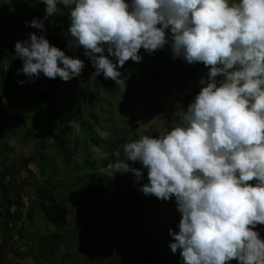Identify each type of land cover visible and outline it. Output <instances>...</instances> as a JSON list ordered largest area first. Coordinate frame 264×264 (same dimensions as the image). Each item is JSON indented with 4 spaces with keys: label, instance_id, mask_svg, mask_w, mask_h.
<instances>
[{
    "label": "clouds",
    "instance_id": "obj_1",
    "mask_svg": "<svg viewBox=\"0 0 264 264\" xmlns=\"http://www.w3.org/2000/svg\"><path fill=\"white\" fill-rule=\"evenodd\" d=\"M45 17L69 9L66 47L82 48L105 80L124 85L119 69L166 45L175 61L203 64L206 78L175 127L141 135L111 165L147 183L138 189L175 200L178 231L169 230L180 264H264V0H42ZM44 20L25 25L45 32ZM17 75L70 82L85 63L29 33L15 44ZM115 61V62H114ZM20 85L26 81H18ZM143 127L141 121H137ZM119 157L120 153H115ZM131 162V163H130ZM141 164V168L133 164Z\"/></svg>",
    "mask_w": 264,
    "mask_h": 264
},
{
    "label": "trees",
    "instance_id": "obj_2",
    "mask_svg": "<svg viewBox=\"0 0 264 264\" xmlns=\"http://www.w3.org/2000/svg\"><path fill=\"white\" fill-rule=\"evenodd\" d=\"M45 7L42 0H0V22L7 27L4 37L10 45H4L0 36V136L6 134L12 119L10 109L14 106L24 109L28 117H33L32 127H21L22 140L25 144L37 145V165L47 183L37 190L41 193L38 212L53 230L50 234L35 235L31 239L32 258L37 264H71L72 261L68 263L71 257L68 252L59 262L60 251L80 239L93 245L98 254L95 258L84 255L83 264H180L179 251L173 254L169 247L172 241L169 230L178 231V212L170 201L161 202L138 190L143 183H147L145 173L143 181H137L132 173H128L130 177L127 179L133 182L130 195L138 219L129 221L124 215L125 221L118 219L122 210L118 204H123L120 198L123 176L111 165L125 159L123 146L132 140L126 129L115 131L100 119L98 111L104 109L108 98L118 92L122 97L120 106L132 120L138 116L146 117L147 105L157 113L172 111L178 103L184 104L187 109L201 90L200 77L194 76L208 69L200 63L190 68L183 59L174 61L171 48L166 45L155 55H147L141 49L142 62L128 61L124 68L119 69L128 77L126 87L117 86L110 79L105 80L102 74L98 76L100 99L89 93L84 97L76 96L82 84L79 77L63 82L59 77L51 80L41 74L35 81L26 77L27 83L20 86V75H15L13 69H21L23 62L14 57L10 47L13 49L17 42L28 40L29 33L44 35L52 46L73 57L66 47L69 9L60 6V13L44 20ZM34 18L44 20L45 32L25 25V21L30 23ZM57 32L59 34L54 36L47 34ZM81 60L91 63L84 55ZM163 60L169 64L165 73ZM138 105L144 106V109H139ZM171 116L178 122L179 118L174 113ZM103 126L106 128L103 129ZM100 132H104L105 136ZM92 148L98 152H89ZM117 152L119 157L115 156ZM49 172L55 173L54 178ZM21 173L22 169L16 162L5 164L0 169V208L3 209L0 223H4L6 229L17 225L25 216L28 217L27 222L33 221L30 218L34 211L25 214V205L16 196L21 187ZM65 174H69L67 180L70 185L59 199L56 192L61 189L59 183L64 181L62 176ZM70 203L81 210L85 218L77 234L66 229ZM22 228L21 242L25 238L26 224H22ZM260 233L264 239V232ZM38 236L42 240L37 245L33 239ZM141 248L146 250L145 255L140 254Z\"/></svg>",
    "mask_w": 264,
    "mask_h": 264
},
{
    "label": "rangeland",
    "instance_id": "obj_3",
    "mask_svg": "<svg viewBox=\"0 0 264 264\" xmlns=\"http://www.w3.org/2000/svg\"><path fill=\"white\" fill-rule=\"evenodd\" d=\"M69 12V11H68ZM47 26V25H46ZM65 29V28H64ZM61 28V30H64ZM5 29L0 27V32ZM52 34V36L59 34L57 33H47ZM4 45L10 46L7 42L2 40ZM7 46V47H8ZM13 50V54H15L14 48L10 47ZM69 49V48H68ZM83 49H69V53L73 58L81 59L83 57ZM85 68L82 71L79 80L82 84L79 85L76 96L84 97L86 93L92 94L93 96H98L99 99L102 97L101 93L98 94V77L96 80H90L92 73L95 69L92 67L90 62H85ZM194 64H188V67H192ZM163 72H167L169 68V64L167 60L162 61ZM208 70H204L201 74L197 73L194 77L200 79L202 77L206 78V73ZM18 81L24 80L27 83V79L23 74H20L18 77ZM85 84V87L83 85ZM24 85V84H23ZM20 85V86H23ZM100 86V84H99ZM202 87V85H201ZM83 93V94H82ZM93 96L89 100L90 104H92ZM182 97V96H181ZM122 97L119 92L114 93V96L108 98L106 101V106L104 109H100L98 111L100 115V119L106 121L115 131L118 129H126L128 136H130L131 140L134 141L138 139L141 135H149V136H160L169 131L172 127H175L178 122L175 119H172L171 114L178 110L181 106L185 109L184 104L178 103L172 109V111L165 113H157L155 110L151 108L150 105H147L145 109L148 110V114L146 117L138 116L135 120H132L126 112H123L121 108ZM139 109H144V106L138 105ZM186 110V109H185ZM11 112V122L7 126L6 134L0 136V169L4 167V165H10L13 162L19 164L22 169V173L20 174L21 179V187L17 192V198H20L25 205L24 212L25 214L34 211L31 218L32 223L27 222V216L23 218L17 225L9 228H5L4 223H0V264H37L32 258V254L30 253L31 247V239L34 238L35 235H47L52 233V228L48 227L44 220L42 219L41 213L38 212V201L40 200L41 193H38L37 190L42 186L47 185L45 182L46 178L41 175L39 167L37 165V145L34 144H25L22 140V131L21 127H32L33 117H28L26 111L18 106H14L10 109ZM137 121L143 122L144 126L139 128L140 125ZM105 125V124H104ZM105 129L106 127L103 126ZM31 129V128H30ZM33 129V128H32ZM14 133H17L16 135ZM102 136H105L104 132H100ZM21 138V139H20ZM122 147V146H121ZM89 152L96 154L98 152L97 149L92 148ZM131 163V162H130ZM133 167L140 169L142 166L139 163L133 164ZM145 176H147V170L144 169ZM51 178H54V172L48 173ZM69 174H65L62 176L63 182L59 183L60 190L57 193L59 199L63 196L64 191L68 189L70 185V181L68 179ZM123 176L122 189L123 192L121 195V201L123 204H118V207L122 206V210L118 213V219L123 221V215L129 221H136L138 219V214L135 212L132 195V181H128L127 179L130 177L129 174H121ZM170 204H173L176 207L175 200L170 201ZM69 214L66 219V229L70 231V233L80 232L82 226L84 225L85 218L82 214L81 210H78L74 206L73 203L69 204ZM3 209L0 208V212ZM14 210V208H13ZM12 210V211H13ZM80 211V212H79ZM180 218V214L178 213ZM125 218V220H126ZM124 220V221H125ZM22 224H26L25 238L20 241V231L23 230ZM22 228V229H21ZM260 232H264V226H261ZM77 234V233H76ZM92 239V238H91ZM42 240L40 236L33 239L38 245L39 241ZM36 245V246H37ZM35 250H38L36 248ZM96 249L93 245L83 243V240H75L72 241L69 246L63 247L59 254V262L63 258V254L67 253L71 256L68 263L71 264H83L84 263V255L85 257H96L98 254L95 252ZM18 252V253H17ZM34 252V250H33ZM141 255L146 254V250L141 248ZM102 257L103 254H100ZM46 264V263H45ZM236 264V262H235Z\"/></svg>",
    "mask_w": 264,
    "mask_h": 264
},
{
    "label": "crops",
    "instance_id": "obj_4",
    "mask_svg": "<svg viewBox=\"0 0 264 264\" xmlns=\"http://www.w3.org/2000/svg\"><path fill=\"white\" fill-rule=\"evenodd\" d=\"M0 24H1L0 27H3V29H5V30H3V31L0 32L1 40H4V41L6 42L5 37H6V34H7V30H6L7 27H5V26L3 25L4 23H1V22H0ZM2 25H3V26H2ZM4 36H5V37H4Z\"/></svg>",
    "mask_w": 264,
    "mask_h": 264
},
{
    "label": "built area",
    "instance_id": "obj_5",
    "mask_svg": "<svg viewBox=\"0 0 264 264\" xmlns=\"http://www.w3.org/2000/svg\"><path fill=\"white\" fill-rule=\"evenodd\" d=\"M17 70L18 69H16V68L13 69V72H14L15 75L17 74Z\"/></svg>",
    "mask_w": 264,
    "mask_h": 264
}]
</instances>
